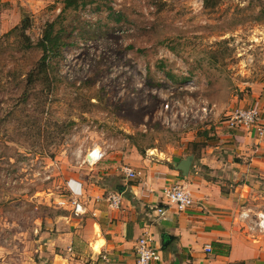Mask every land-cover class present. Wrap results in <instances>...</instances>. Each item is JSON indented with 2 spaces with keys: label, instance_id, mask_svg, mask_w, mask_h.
I'll use <instances>...</instances> for the list:
<instances>
[{
  "label": "rangeland",
  "instance_id": "rangeland-1",
  "mask_svg": "<svg viewBox=\"0 0 264 264\" xmlns=\"http://www.w3.org/2000/svg\"><path fill=\"white\" fill-rule=\"evenodd\" d=\"M62 1L0 0V264L85 254L78 218L59 202L71 174L91 177L90 151L136 148L178 162L236 131L229 116L250 108L264 84V0L214 9L203 0H98L65 13L56 30H67V45L50 83L28 86Z\"/></svg>",
  "mask_w": 264,
  "mask_h": 264
},
{
  "label": "crops",
  "instance_id": "crops-1",
  "mask_svg": "<svg viewBox=\"0 0 264 264\" xmlns=\"http://www.w3.org/2000/svg\"><path fill=\"white\" fill-rule=\"evenodd\" d=\"M258 89L252 106L261 110L263 120L264 84ZM216 141L192 153L187 178L171 161L142 156L136 148L100 149L105 157L94 168L87 167L91 177L68 178L89 211L75 222L86 242L85 254L68 263L136 264V243L148 235L161 252V261L153 264H264V233L256 218L264 209V136L240 129L220 132ZM125 166L138 177L128 179L122 172ZM177 184H186L194 197V206L184 212L161 195ZM112 193L122 198L118 209L108 201ZM165 235L172 240L163 248Z\"/></svg>",
  "mask_w": 264,
  "mask_h": 264
},
{
  "label": "built area",
  "instance_id": "built-area-1",
  "mask_svg": "<svg viewBox=\"0 0 264 264\" xmlns=\"http://www.w3.org/2000/svg\"><path fill=\"white\" fill-rule=\"evenodd\" d=\"M228 128L231 130H244L247 132H254L259 137L264 136V119L261 118V110L257 106H251L247 109H239L233 112L227 122ZM105 157V152L102 150L93 149L90 151L86 158L85 164L94 168ZM123 174L128 179H136L138 177L137 172L128 166L123 167ZM67 199L61 200L59 205L72 212L74 217H83L88 214V207L81 201V195L77 193L74 188L71 187V182L66 183ZM162 197L168 202L169 206L175 207L179 212H184L189 208H192L195 204L194 197L190 189L186 184H177L164 188L161 191ZM97 201L102 198L97 197ZM121 196L119 194L112 193L108 197L110 205L114 209H118L121 205ZM160 215L165 216L163 208L158 210ZM243 217H248L247 214H243ZM257 227L258 230L264 233V213L258 214ZM135 252L137 255L136 264H153L161 261V252L154 245V240L150 236H142L136 243ZM207 252L211 253L212 248L209 246ZM104 260H108L107 256L103 257Z\"/></svg>",
  "mask_w": 264,
  "mask_h": 264
},
{
  "label": "trees",
  "instance_id": "trees-1",
  "mask_svg": "<svg viewBox=\"0 0 264 264\" xmlns=\"http://www.w3.org/2000/svg\"><path fill=\"white\" fill-rule=\"evenodd\" d=\"M98 0H63V8L60 16L55 22L47 23L43 37L38 42L37 47L42 52V56L37 66H35L27 75V85L34 86L38 83V80L44 83H50L49 80V70L51 68V61L54 56H58L61 49L67 45L65 40V35L67 30L62 27L59 30H56V27L59 23L63 22V18L66 12L69 10H80L87 8L89 5L97 3ZM106 1V0H101ZM204 6L206 9H214L220 5L221 0H203ZM114 12H111L110 15H113ZM30 27V22L28 20H23L22 30L25 31ZM14 30H17L15 28ZM13 31V30H12ZM28 42V48L33 47V44ZM207 136V134H205ZM205 147V146H203ZM168 238V235H165Z\"/></svg>",
  "mask_w": 264,
  "mask_h": 264
},
{
  "label": "water",
  "instance_id": "water-1",
  "mask_svg": "<svg viewBox=\"0 0 264 264\" xmlns=\"http://www.w3.org/2000/svg\"><path fill=\"white\" fill-rule=\"evenodd\" d=\"M193 159L194 154H190L185 159L181 160L179 163L175 161H171V163L175 166L176 170L182 172V175L187 178L191 171ZM171 240L172 236H169L168 238H166V236H163V248H166Z\"/></svg>",
  "mask_w": 264,
  "mask_h": 264
}]
</instances>
